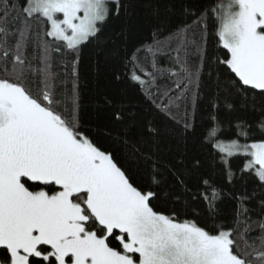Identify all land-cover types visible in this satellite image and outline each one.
I'll use <instances>...</instances> for the list:
<instances>
[{
  "label": "snow or ice",
  "instance_id": "1",
  "mask_svg": "<svg viewBox=\"0 0 264 264\" xmlns=\"http://www.w3.org/2000/svg\"><path fill=\"white\" fill-rule=\"evenodd\" d=\"M0 264H264V0H0Z\"/></svg>",
  "mask_w": 264,
  "mask_h": 264
}]
</instances>
